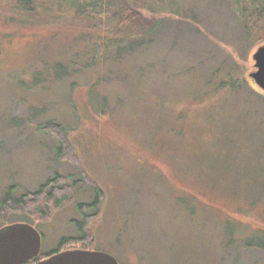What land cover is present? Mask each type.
I'll use <instances>...</instances> for the list:
<instances>
[{
    "label": "rangeland",
    "instance_id": "1",
    "mask_svg": "<svg viewBox=\"0 0 264 264\" xmlns=\"http://www.w3.org/2000/svg\"><path fill=\"white\" fill-rule=\"evenodd\" d=\"M232 1L162 0V29L136 45L86 13L11 22L0 0V203L57 173L90 178L44 217L9 208L0 228L32 225L41 257L87 218L91 238L64 249L119 264H264L252 246L264 243V90L249 76L264 40H249ZM50 121L68 131L62 158ZM90 183L104 193L93 216Z\"/></svg>",
    "mask_w": 264,
    "mask_h": 264
},
{
    "label": "trees",
    "instance_id": "2",
    "mask_svg": "<svg viewBox=\"0 0 264 264\" xmlns=\"http://www.w3.org/2000/svg\"><path fill=\"white\" fill-rule=\"evenodd\" d=\"M73 2L76 6L75 11L66 9V6H63L64 0H8L12 11L9 20L11 22L35 21L44 16L49 17L48 15L53 12L57 16L67 12L73 15L86 13L92 18L89 19L88 27L97 30L103 29L117 36L133 35L136 38H134L136 45L146 38L153 41V37L162 29V17L154 16L162 11V0H73ZM232 2L240 27L249 40L253 43L263 41L264 0H233ZM43 128L59 142L58 158L64 157L65 151L69 150V145L66 143L68 131L61 123L55 121L46 123ZM74 166L80 173H85L84 168L79 164H74ZM87 177L88 175L85 173L83 177L70 181L67 175L57 173L54 177L46 180L35 192H26L18 199L7 194L0 203V214H4L9 208L22 207L29 208L40 214V217H44L49 213V206L58 205L62 200L68 199L74 190H79L82 187V181L90 179ZM90 184L94 188V200L91 205L95 207V212L90 214L93 216L98 214L104 193L98 185ZM30 193L31 196H29ZM87 220L84 218L77 222L76 226L80 230L79 236L63 238L56 249L43 257L63 250L71 241L84 240V243L88 242L91 234ZM87 245L85 244L83 248H88ZM252 246L264 250V243L261 246L254 243ZM43 257L39 255L34 260H40Z\"/></svg>",
    "mask_w": 264,
    "mask_h": 264
},
{
    "label": "water",
    "instance_id": "3",
    "mask_svg": "<svg viewBox=\"0 0 264 264\" xmlns=\"http://www.w3.org/2000/svg\"><path fill=\"white\" fill-rule=\"evenodd\" d=\"M255 70L249 73L264 90V43L253 52ZM41 234L27 223H11L0 228V264H27L38 256ZM30 264H119L112 254L89 249H64Z\"/></svg>",
    "mask_w": 264,
    "mask_h": 264
},
{
    "label": "flooded vegetation",
    "instance_id": "4",
    "mask_svg": "<svg viewBox=\"0 0 264 264\" xmlns=\"http://www.w3.org/2000/svg\"><path fill=\"white\" fill-rule=\"evenodd\" d=\"M36 261H38V260H36ZM35 262V261H34Z\"/></svg>",
    "mask_w": 264,
    "mask_h": 264
}]
</instances>
